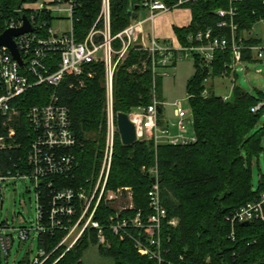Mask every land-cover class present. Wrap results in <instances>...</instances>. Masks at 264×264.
<instances>
[{
  "label": "built area",
  "instance_id": "obj_1",
  "mask_svg": "<svg viewBox=\"0 0 264 264\" xmlns=\"http://www.w3.org/2000/svg\"><path fill=\"white\" fill-rule=\"evenodd\" d=\"M192 1L195 0H177L169 7L162 0H141L142 10L146 14L138 15L124 29L111 35L109 0H101L97 20H102V27L93 25L81 42H77L73 36L72 0L44 1L35 8L24 3L17 9L18 12L22 9L31 11L27 18L32 30L13 37L22 65L6 46H0V186L3 182L28 179L35 192L36 217L31 226L0 222V262L15 239L20 242L30 237L64 231L58 246L65 245L67 250L87 230L92 229L96 246L109 247L111 236L120 241L130 239L137 253L155 260L157 264H182L172 262L163 255L169 249L163 247L162 224L165 222L174 227L179 220L177 217L167 218L156 164L149 168L142 167L151 178L147 191L150 211L146 217L140 210L134 215L131 213L134 205L129 186L109 189L106 182L115 135H118L116 112L113 110V74L118 61L136 44H141V48L148 52L153 95L147 106L135 107L127 114L134 124L136 140L150 141L154 149L159 144L187 145L197 139L192 131L190 108H185L180 102L174 104L175 120L171 124L162 122V102L154 92L158 75L168 74V69L185 57H197L207 70L200 92L201 96L207 97L214 93L213 83L209 80L213 78L211 73L215 55L228 52V60L223 62L220 75L214 76L230 79L229 92L218 95L222 100H228L235 84L236 70L245 68L242 65L246 61L243 59L244 53L249 52L254 62L264 60V40L260 38V42L245 43L246 36L238 33L235 21L237 4L247 0H227L226 7L215 10L219 18L215 25L188 34L185 45L178 41H159L145 32V24L151 23L158 13ZM41 12L50 15L65 13L68 29L55 31L52 25L39 22L36 14ZM21 15L10 17L4 29L20 26ZM259 21L264 22V18ZM115 39L119 41L117 48L113 45ZM88 62H102L104 65L105 135L97 173L75 185L73 148L76 137L70 129L68 107L59 98L57 89L69 74L74 78L81 76L83 65ZM87 76H91V73L88 72ZM79 84H82L81 80ZM39 85L49 88L46 101L27 106L24 94ZM250 111L262 112L264 117V96L250 107ZM226 219L231 226L232 238L234 224L254 219L264 221V190L256 198L231 210ZM19 221L23 223L21 218ZM49 254L43 248H38L29 264H42ZM178 259L182 261L183 255H179Z\"/></svg>",
  "mask_w": 264,
  "mask_h": 264
},
{
  "label": "trees",
  "instance_id": "obj_2",
  "mask_svg": "<svg viewBox=\"0 0 264 264\" xmlns=\"http://www.w3.org/2000/svg\"><path fill=\"white\" fill-rule=\"evenodd\" d=\"M72 1L73 36L81 42L93 25L102 27V20H97L101 0ZM162 1L171 7L177 0ZM35 2L37 0H0V32L10 17L17 18L20 13L29 17L31 11L22 9L18 12L17 9L24 3ZM226 6L227 0H195L179 6L190 10L191 19L186 26H173L178 42L185 45L188 34L214 26L219 19L215 10ZM141 10V0H109L111 35L133 22ZM237 10L235 21L238 33L246 36L245 43L260 42L261 39L250 32L252 26L264 18V0L240 2ZM36 17L39 22L52 25V15L41 12ZM113 45L117 48L119 41L115 39ZM228 55V52L216 53L212 77L220 75ZM243 59L254 62L249 52L244 53ZM192 61L194 72L187 80L186 92L196 141L187 145L159 144L154 149L150 141L135 140L130 145H123L116 134L106 187L129 186L134 205L131 213L134 215L140 210L146 217L150 211L147 191L151 178L142 167L156 164L167 218L177 217L179 220L174 227L165 222L162 224L163 247L169 249L163 254L165 258L182 264H264V221L254 219L234 224L232 238L231 226L226 219L231 210L256 198L264 190V174L260 173L254 188L251 168L253 160L262 151L264 125L258 126L262 112L250 111L264 93L259 89L250 92L234 84L228 100H222L213 92L203 97L200 92L207 70L199 58L192 57ZM88 72L91 76H87ZM104 78L102 62H88L83 65L81 76L74 78L69 74L57 89L59 98L68 107L70 129L76 137L73 148L75 185L95 175L100 166L105 135ZM155 84L157 86V81ZM151 91L148 52L133 47L117 64L113 74L114 112L129 113L135 107L147 106L151 102ZM48 93L49 88L43 85L29 89L24 94L26 105L44 103ZM64 233L55 231L37 238L38 248L50 253L42 264H83V252L96 245L94 231L89 229L66 250L65 245L58 246ZM110 240L109 247L97 246V251L102 257L111 259L113 264H157L137 253L130 239L120 241L111 236ZM179 255H183L182 261H179ZM29 262L25 259L19 264Z\"/></svg>",
  "mask_w": 264,
  "mask_h": 264
},
{
  "label": "rangeland",
  "instance_id": "obj_3",
  "mask_svg": "<svg viewBox=\"0 0 264 264\" xmlns=\"http://www.w3.org/2000/svg\"><path fill=\"white\" fill-rule=\"evenodd\" d=\"M44 0H38L42 3ZM66 16L65 13H58ZM146 14V12L144 13ZM55 17H60L53 14ZM148 24V23H147ZM52 29L55 31H66L68 20L66 18H56L52 21ZM253 34L264 40V22L257 21L251 28ZM127 55V54H126ZM126 57V56H125ZM120 59L118 63L124 59ZM245 66L243 70L237 69L235 74V84L241 88L254 92L259 89L264 93V60L255 62H242ZM145 67V64H142ZM135 67V66H134ZM132 67V68H134ZM194 67L191 57H185L178 61L176 65L168 69V74L157 76V86L155 84V96L162 102L160 118L162 122L171 124L175 118L173 116L174 104L180 102L185 108H189L187 102L186 83L193 74ZM213 83V91L216 95L229 92L230 79L224 77L218 79L213 77L209 80ZM264 123L261 117L258 123L260 127ZM262 151L252 162V183L255 188L260 173L264 174V135L262 137ZM36 200L32 183L28 179H17L15 181L3 182L0 186V222H8L14 225L31 226L35 223ZM23 220V223L19 219ZM38 252L37 237L28 238L26 241L15 239L13 246L7 255H2L1 264H19L25 259L31 261ZM7 259V261H6ZM83 264H113L109 258L102 257L97 246H89L82 254Z\"/></svg>",
  "mask_w": 264,
  "mask_h": 264
},
{
  "label": "water",
  "instance_id": "obj_4",
  "mask_svg": "<svg viewBox=\"0 0 264 264\" xmlns=\"http://www.w3.org/2000/svg\"><path fill=\"white\" fill-rule=\"evenodd\" d=\"M138 8V5H135ZM135 17V14H133ZM22 24L14 28H6L0 33V46H6L11 52L12 56L18 61L19 65H22V61L14 42L13 37L32 30V26L25 14L21 15ZM136 48H141V44H136ZM151 99L153 92L151 91ZM158 111L160 109L158 108ZM116 126L120 142L123 145H130L136 140L135 127L133 122L130 121L128 114L125 112L116 113Z\"/></svg>",
  "mask_w": 264,
  "mask_h": 264
},
{
  "label": "crops",
  "instance_id": "obj_5",
  "mask_svg": "<svg viewBox=\"0 0 264 264\" xmlns=\"http://www.w3.org/2000/svg\"><path fill=\"white\" fill-rule=\"evenodd\" d=\"M44 1L47 2L51 0H44ZM40 4L41 3H38V0H37V2L35 3H29V6L32 8H35L39 6ZM144 13L145 11L141 10L138 12L137 16L138 15L143 16ZM52 16H53V19L65 18L63 15H58L60 17H55L54 15ZM190 19H191V14L188 8L176 7V8L169 9L167 11L158 13L154 17L151 23L147 22L148 24L147 23L145 24L144 30L146 33L151 34L153 37H155L159 41L177 42L178 40L173 32V26H178V27L186 26L190 22Z\"/></svg>",
  "mask_w": 264,
  "mask_h": 264
}]
</instances>
